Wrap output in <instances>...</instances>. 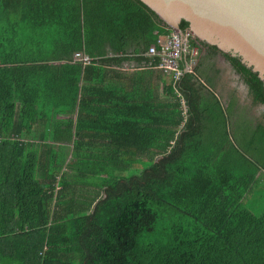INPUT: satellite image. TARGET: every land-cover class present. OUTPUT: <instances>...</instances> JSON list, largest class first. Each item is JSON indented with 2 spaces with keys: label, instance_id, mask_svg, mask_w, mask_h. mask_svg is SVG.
<instances>
[{
  "label": "trees",
  "instance_id": "obj_1",
  "mask_svg": "<svg viewBox=\"0 0 264 264\" xmlns=\"http://www.w3.org/2000/svg\"><path fill=\"white\" fill-rule=\"evenodd\" d=\"M171 30L141 0H0V264H264V123L232 133L200 63L156 68Z\"/></svg>",
  "mask_w": 264,
  "mask_h": 264
},
{
  "label": "water",
  "instance_id": "obj_2",
  "mask_svg": "<svg viewBox=\"0 0 264 264\" xmlns=\"http://www.w3.org/2000/svg\"><path fill=\"white\" fill-rule=\"evenodd\" d=\"M172 29L239 57L264 81V0H141Z\"/></svg>",
  "mask_w": 264,
  "mask_h": 264
},
{
  "label": "rangeland",
  "instance_id": "obj_3",
  "mask_svg": "<svg viewBox=\"0 0 264 264\" xmlns=\"http://www.w3.org/2000/svg\"><path fill=\"white\" fill-rule=\"evenodd\" d=\"M204 48L205 51L201 54L200 61H198V64H201L200 70H205L211 76H217V83L220 84L217 86V92L224 105H227L229 100L235 101L231 118L234 129L231 132L237 133L236 131L239 128L237 123L239 124L243 120H247L252 125L264 123V106L252 101V97L249 91H247V84L244 82L242 76L234 70L231 62L221 53H216L206 46ZM216 67L219 68L217 73L214 72ZM259 176L258 184L255 185L248 195L249 201L251 200V203L255 205L254 210L256 212H259L264 206V171Z\"/></svg>",
  "mask_w": 264,
  "mask_h": 264
},
{
  "label": "built area",
  "instance_id": "obj_4",
  "mask_svg": "<svg viewBox=\"0 0 264 264\" xmlns=\"http://www.w3.org/2000/svg\"><path fill=\"white\" fill-rule=\"evenodd\" d=\"M204 51L202 42L189 28L182 33L172 29L169 33L159 36L157 43L149 47L147 55L159 57V65L155 67L172 73L174 78L178 79L184 71H195ZM74 60L86 64L90 58L83 53H75Z\"/></svg>",
  "mask_w": 264,
  "mask_h": 264
},
{
  "label": "crops",
  "instance_id": "obj_5",
  "mask_svg": "<svg viewBox=\"0 0 264 264\" xmlns=\"http://www.w3.org/2000/svg\"><path fill=\"white\" fill-rule=\"evenodd\" d=\"M199 61H200V59H199ZM216 69H219V68L216 67ZM212 77H213L214 91H215L216 94H218V92H217V88H218V87H217V86H218L217 80H218V78H217L216 75H213ZM202 81H203V80H202ZM247 88H248V86H247ZM247 91H249V88L247 89Z\"/></svg>",
  "mask_w": 264,
  "mask_h": 264
},
{
  "label": "flooded vegetation",
  "instance_id": "obj_6",
  "mask_svg": "<svg viewBox=\"0 0 264 264\" xmlns=\"http://www.w3.org/2000/svg\"><path fill=\"white\" fill-rule=\"evenodd\" d=\"M227 59V58H226ZM232 65V64H231ZM233 66V65H232ZM234 68V67H233ZM234 70H235V68H234ZM236 71V70H235ZM237 74H239V73H237ZM240 75V74H239ZM218 85H220L219 83H218ZM253 101V100H252Z\"/></svg>",
  "mask_w": 264,
  "mask_h": 264
}]
</instances>
